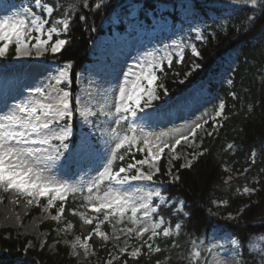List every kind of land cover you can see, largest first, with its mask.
Masks as SVG:
<instances>
[{
  "label": "snow or ice",
  "instance_id": "obj_1",
  "mask_svg": "<svg viewBox=\"0 0 264 264\" xmlns=\"http://www.w3.org/2000/svg\"><path fill=\"white\" fill-rule=\"evenodd\" d=\"M235 5L251 6L253 13L257 7L264 14V0H231ZM83 8H88V0H84ZM105 6V0H96L92 10H99ZM75 5L64 8L63 4L50 2V0H33L32 7H26L23 12L17 11L11 15L0 17V57H5L10 48L14 47L16 57L33 55L37 57L45 55L48 51L53 54L61 52L70 41L62 36H67L71 30L73 18L76 15ZM38 10V11H37ZM59 13V15H57ZM80 21H85L84 15H78ZM258 17L247 15L245 22L251 27L255 25ZM55 37V39H53ZM196 40H206L200 34ZM177 51L168 52L159 61L145 60L130 65L123 72V80L116 88L111 89L113 100L107 103L108 90L105 92V103L101 104L88 92L85 96L74 94L69 87L73 82V67L69 61L61 67L57 75L51 77L52 83L47 87H37L35 93L37 98L16 103L11 107L5 105L7 111L0 109V192L13 193V203L18 204L22 198L27 205H40L43 198L46 201L44 211L56 209V214L51 216L53 221L59 222L65 213V205L69 195H82L81 207L86 211H78L76 208L68 209L69 213L79 216L85 225H95L88 235L81 237L77 235L70 243L71 255L78 256L77 249H81L85 256L90 250L94 254L93 238L104 242V247L110 239L119 241L121 234L126 238L125 246L116 245V251H109V259L105 264H129V259L139 258L143 255L160 253L162 248L156 241L161 237L168 239L179 236L182 224L177 222L171 225L170 221L161 214V208L171 205L178 214L190 216L184 211L183 201L177 208L175 203L165 195L164 191L152 188L154 177L160 173L159 161L168 149L170 159L165 175L172 178L175 183L180 180L179 175L172 171V161L181 159L177 153V147L182 143L187 147H199L196 144L198 131L207 132L205 125L211 121L217 126V118H225L226 104L221 100L215 108L214 115L209 117L205 112L196 121L188 125L187 132L174 129L178 135L171 137L170 141L164 139L168 134L159 135L151 132L145 133L142 123L151 117V113H145L146 109H159L154 102L161 99V95H168L167 89L157 73L165 74L164 62L171 68L174 61L182 64L185 59V49L190 47L191 55L201 58V52L196 44L177 45ZM199 63L192 64V71L200 69ZM235 71V69H231ZM185 73V78L192 74ZM179 75V73H175ZM77 80L79 76L75 77ZM184 81L181 80L180 83ZM228 84L234 81L229 78ZM161 90H163L161 92ZM118 92V95L116 93ZM233 99H237L236 92H231ZM96 109V110H94ZM251 111V106L249 107ZM139 113H145L140 116ZM79 116L81 123L87 125L90 131L83 132L79 137L75 135L73 121ZM103 116L105 119L100 120ZM222 126V125H219ZM233 149V144L227 145ZM135 149V151H134ZM208 150L193 151L186 163L180 164L179 168L192 167L194 161L198 160ZM143 154L142 159H136L135 153ZM257 151H252L249 157L251 165L257 162ZM130 156L131 161L124 163L125 157ZM85 160H96L101 163L93 169L95 176H88L86 180L72 183L61 179L56 174L62 166L70 165L77 158ZM119 161V165L117 164ZM145 165L147 171L144 170ZM179 169H177V172ZM230 171V169H228ZM250 171L245 168L240 175ZM260 171L264 172V169ZM231 180V177H229ZM147 182V183H146ZM259 183V181H256ZM241 193V189H236ZM259 189L244 186L242 194L252 196ZM59 202V206H57ZM226 204V201H222ZM244 208L236 215L228 213V220H236L243 213ZM94 215H88L87 213ZM102 215V219L100 216ZM19 217H17L18 219ZM115 222V223H114ZM108 224L113 228L114 234L102 230V226ZM130 224L129 227L116 225ZM69 222L65 230L73 228ZM129 239L140 241L139 245L130 250L127 243ZM264 241V235L259 237ZM199 243H203L200 241ZM230 244L233 250L242 246L241 239H232ZM147 253H142L143 248ZM172 248L180 245L175 239L171 241ZM256 242L253 241V252L250 259L256 260L258 264H264V249L256 250ZM214 249H208L212 252ZM127 255L129 259L121 260ZM237 255L239 252L237 251ZM202 251L198 241H191V250L188 256L189 264H200ZM156 264H161L157 261ZM207 264V260L204 261ZM216 264H223L217 260ZM247 264V258L238 262Z\"/></svg>",
  "mask_w": 264,
  "mask_h": 264
},
{
  "label": "trees",
  "instance_id": "obj_2",
  "mask_svg": "<svg viewBox=\"0 0 264 264\" xmlns=\"http://www.w3.org/2000/svg\"><path fill=\"white\" fill-rule=\"evenodd\" d=\"M29 1L33 4V0ZM50 2L56 3L57 0ZM58 2L64 8L75 5L76 15L69 34L61 37L70 42L61 52L50 57L53 58L52 63L58 67H63L69 61L72 63L70 71L74 75L69 87L74 94L87 81L77 80L75 77L81 72L87 73L88 64L97 60L96 55H91V49L100 37L131 26L152 28V22L162 18L171 22V29L179 35L184 45L196 44L201 52V58H195L191 55L190 47H186L182 64L174 61L172 67L168 68L164 63L166 75L159 72L158 75L168 95L162 94V101L174 99L187 92L201 78H209L223 67L227 55L235 56L232 68L235 71L230 70L229 76L234 83L230 85L227 82L210 81L212 93L218 99L213 105V111L221 100L225 102L226 109L225 118L217 119V126L214 127L211 121L206 125V131L213 135L208 136L204 132L198 139V151H208L194 161L190 169H180L181 160H174L172 171L180 176V180L175 183L165 175L169 160L161 159L159 177L166 183L163 190L165 195L177 208L180 206L179 202L183 201L184 211L190 213V216L178 214L171 205H165L160 210L171 225L174 226L177 222L182 224L180 235L158 239L156 243L162 248L160 253L142 254L136 259H129L125 255L121 260L129 259V264H156L157 261L161 264H189L187 258L191 241L195 239L202 251L200 264H204L205 260L210 264V233L214 228L224 226L225 230L242 240L240 261L247 258V264H258V257L256 260L249 257L253 252V241L256 242L257 251L264 249V241L259 240L264 235V172L260 171L264 169V14L260 8L257 7L253 13L250 11L251 6L235 5L231 0H105V6L99 10H92L96 0H88V8H83L84 0ZM162 6H168L169 9L161 11ZM187 9L192 11L189 18L184 17ZM253 14L258 19L251 30H248L250 26L245 19L247 15ZM78 15H84L86 20L80 21ZM194 26L200 28L201 35L206 40L195 39L198 33L194 31ZM14 57L13 47L1 62L6 63L7 59L12 60ZM193 63H199L201 68L192 71ZM189 71L192 74L185 78V73ZM177 72L179 75H175ZM181 80L184 82L180 83ZM233 91L236 92L237 99L230 95ZM73 124L79 132L75 121ZM228 144H233L234 148L228 149ZM252 151L258 153L255 165H251L249 159ZM135 158L142 159L143 154L137 152ZM130 161L131 157L126 156L124 163ZM119 163L117 161L118 165ZM249 167L247 174L240 175ZM82 180L83 177L75 173L69 182L78 183ZM244 186L256 187L259 191L252 196L243 195ZM238 188L241 193L236 191ZM222 201L227 203L222 204ZM82 203L81 194L69 195L62 222H43L42 227L50 231L43 246L33 236L18 233L13 227L0 228V264H105L109 259V251L113 249L109 241L101 247L104 242L94 237L90 242L95 254L86 263L71 255L69 245L61 242L59 230L55 228L71 222L75 232L82 236L88 235L95 225L83 224L79 216L71 215L68 211L71 208L86 211L81 207ZM242 207L244 211L236 220L226 218L228 213H239ZM35 212H39L38 207L32 209L28 216H33ZM106 226L110 228L107 223ZM125 226L131 225L117 224L116 228ZM172 239L180 247L172 248ZM55 241L56 248L51 249L50 244ZM200 241L203 243H199ZM139 243L140 241L135 240V245L138 246ZM147 252L146 247L142 249V253Z\"/></svg>",
  "mask_w": 264,
  "mask_h": 264
},
{
  "label": "rangeland",
  "instance_id": "obj_3",
  "mask_svg": "<svg viewBox=\"0 0 264 264\" xmlns=\"http://www.w3.org/2000/svg\"><path fill=\"white\" fill-rule=\"evenodd\" d=\"M26 7H32L29 0H0V17L11 15L17 11L23 12V9ZM167 9H169L168 6H162L161 11ZM191 15V9H187L184 12L185 18H189ZM152 24V28L131 26L123 31H115L100 37L93 44L91 50V55H96L97 60L88 65L87 73L80 74V79L87 81L80 85L76 94L85 96L88 92H91L96 100L103 104L105 103V92L108 90L107 103L111 104L113 100L111 89L116 88L122 82V74L130 65L145 60L159 61L168 52L177 51V45H184L179 35L171 29V22L169 20L162 18L153 21ZM194 31L201 35V30L198 26H194ZM52 55L54 54L48 51L45 55L37 57L33 50V55L26 57L15 56L12 61H7L6 65L1 63L2 57H0V109L7 111L5 105L11 107L30 97L37 98L35 89L37 87L46 88L49 83L53 82L51 77L56 76L61 67L52 63L53 58L50 57ZM234 58V55H227L226 64L223 67L215 71L209 78L199 81L196 86H193L182 96L174 100L169 99L165 102L161 99L155 101L154 106H159V109L157 110L156 107L146 109L145 113H151V117L143 121H137V123L143 124L145 133L151 132L156 135L160 133L168 134L164 139L170 141L171 137L178 135L174 129H181L182 132L186 133L188 125L196 121L205 112L209 114V117L214 115L212 108L218 99L212 93L210 81L227 82L231 75L230 70L235 64ZM116 95H118V92ZM145 113H139V115L144 116ZM99 119L103 120L105 118L101 116ZM74 121L80 129L79 134H77L74 128L75 135L78 137L83 132L90 131L87 125L81 123L79 116ZM205 129H207L206 125ZM203 134L204 131H198L196 139L197 145H200L198 139ZM193 151H198V147H187L182 143L177 147V153L181 155V159L179 160L182 163H186L187 160L184 158L185 154H188V159H190V154ZM162 158L167 160L171 158L168 154V149H165ZM173 161L172 167L174 166ZM158 163L161 172V160ZM99 164L96 160H85L78 157L70 165L60 167L56 174L59 178L70 181L73 166H75L76 170L83 173V179L86 180L88 176H95L96 173L93 169ZM144 170L147 171L146 165ZM159 174L154 177V182L151 184V187L163 191L166 183L159 177ZM173 174L176 175L174 172ZM170 179L172 178L170 177ZM14 198L13 193L0 192V228L13 227L18 233L33 236L43 246L49 232L42 227V224L45 220L51 219V216L55 215L56 212L53 209L44 211L46 202L42 203V198L40 200L39 212L29 217L28 212L37 207L36 204L27 205L22 198L16 204L13 203ZM17 217L19 218L17 219ZM116 229L118 230L119 228ZM102 230L107 232L110 237L114 234H119L118 231L114 233L113 228H108L106 224L102 226ZM58 234L61 236V242L69 245V247L77 235L83 237L81 234H76L74 228L65 230V226L61 227ZM125 239L121 234L119 241L114 239L109 240L113 245V253L116 251V245L119 247L125 246ZM209 239L212 243L211 249H214L211 252L210 264H216L217 260L222 261L223 264H238L240 262L241 247L238 250H233L230 241L237 238L230 231L225 230V227L220 226L214 228L210 233ZM56 243L57 241L52 242L50 248L55 249ZM127 243L130 250L137 247L135 245V239H129ZM70 251L72 252L71 248ZM77 251L79 255L74 257L86 263L90 262L92 256L95 254V251L93 254L92 250H90L89 255L85 256L81 249H77ZM237 251L239 255H237Z\"/></svg>",
  "mask_w": 264,
  "mask_h": 264
}]
</instances>
